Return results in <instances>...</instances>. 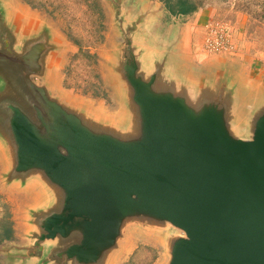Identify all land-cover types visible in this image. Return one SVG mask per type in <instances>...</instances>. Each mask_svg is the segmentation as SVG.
I'll return each mask as SVG.
<instances>
[{
    "label": "water",
    "instance_id": "95a60500",
    "mask_svg": "<svg viewBox=\"0 0 264 264\" xmlns=\"http://www.w3.org/2000/svg\"><path fill=\"white\" fill-rule=\"evenodd\" d=\"M0 1V160L8 188L32 191L30 243L10 255L120 264L141 236L161 264H264V86L247 108L226 85H187L125 18L123 108L102 113L56 94L54 29Z\"/></svg>",
    "mask_w": 264,
    "mask_h": 264
},
{
    "label": "rangeland",
    "instance_id": "374dc122",
    "mask_svg": "<svg viewBox=\"0 0 264 264\" xmlns=\"http://www.w3.org/2000/svg\"><path fill=\"white\" fill-rule=\"evenodd\" d=\"M86 1L2 0L3 5L5 3L10 9L9 15L19 16L27 23L32 21L35 25L48 23L54 29L59 42L55 63L56 94L71 101L85 102L102 113L118 116L123 100L122 90L116 89L119 84L115 68L118 49L123 42L122 29L129 27L125 18L130 22L142 18L140 24L146 26L144 32L148 33L151 27L156 30L159 24H163L169 12L162 0H90L92 6L97 1L94 11L87 7ZM206 3L205 8L213 10V20L233 28L238 46L246 45L257 54V60H264V0H207ZM1 4L0 1V14L5 15ZM100 11L102 17H99ZM99 24H103L101 30H97ZM99 36L102 39L96 44ZM76 38L89 46L90 57L80 54L79 47L72 40ZM37 82L42 84L41 80ZM3 176L0 160V222L8 216L13 231L10 240H1L0 236V264H21L20 255L12 256L9 252L13 251V245L30 243L23 214L29 203L26 196L32 191L8 188ZM150 241L137 236L120 264H133L134 257L131 259L130 255L139 246L152 244Z\"/></svg>",
    "mask_w": 264,
    "mask_h": 264
},
{
    "label": "crops",
    "instance_id": "0c3cea01",
    "mask_svg": "<svg viewBox=\"0 0 264 264\" xmlns=\"http://www.w3.org/2000/svg\"><path fill=\"white\" fill-rule=\"evenodd\" d=\"M212 17L213 10L210 8L191 16L166 14L163 24H159L156 30L153 27L148 30L152 45L156 52L168 58V66L175 79L191 86L226 85L236 90L239 104L249 108L257 104L264 86V60H257V54L247 49L246 45L239 46V53L233 56L207 53L204 50L206 25ZM136 237L132 238L120 262L127 256ZM150 242L152 244L136 248L130 258L140 248H149L156 252V259L151 264H161L164 260L162 247L158 242Z\"/></svg>",
    "mask_w": 264,
    "mask_h": 264
},
{
    "label": "trees",
    "instance_id": "16d2710c",
    "mask_svg": "<svg viewBox=\"0 0 264 264\" xmlns=\"http://www.w3.org/2000/svg\"><path fill=\"white\" fill-rule=\"evenodd\" d=\"M92 1V0H91ZM166 6L167 11L173 17H181V16H191L197 14L202 9L207 7V0H162ZM87 7L93 10L94 4L97 1H94L93 6L89 4L90 0H87ZM94 11V10H93ZM102 17V12L100 11L99 17ZM99 23V22H98ZM103 24H99L97 26V30L102 29ZM102 39V36H99V39L95 41V43H99ZM74 44L77 45L80 49V54L90 57V48L89 46H85L81 39H72ZM13 231L9 224L8 216H4L2 221L0 222V236L1 240H10ZM156 259V252L149 248H140L134 258L132 259L133 264H151Z\"/></svg>",
    "mask_w": 264,
    "mask_h": 264
},
{
    "label": "built area",
    "instance_id": "2783aa9c",
    "mask_svg": "<svg viewBox=\"0 0 264 264\" xmlns=\"http://www.w3.org/2000/svg\"><path fill=\"white\" fill-rule=\"evenodd\" d=\"M204 50L209 54L233 56L239 53L233 28L224 22L211 20L206 25Z\"/></svg>",
    "mask_w": 264,
    "mask_h": 264
}]
</instances>
